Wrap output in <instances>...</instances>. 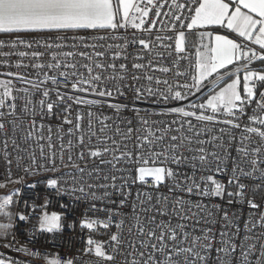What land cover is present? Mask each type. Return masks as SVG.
<instances>
[{
    "label": "snow or ice",
    "instance_id": "obj_1",
    "mask_svg": "<svg viewBox=\"0 0 264 264\" xmlns=\"http://www.w3.org/2000/svg\"><path fill=\"white\" fill-rule=\"evenodd\" d=\"M0 65V264H264V0H0Z\"/></svg>",
    "mask_w": 264,
    "mask_h": 264
},
{
    "label": "built area",
    "instance_id": "obj_2",
    "mask_svg": "<svg viewBox=\"0 0 264 264\" xmlns=\"http://www.w3.org/2000/svg\"><path fill=\"white\" fill-rule=\"evenodd\" d=\"M157 27L159 28L160 26L158 25ZM132 31L133 30L131 28H129L128 34L131 35ZM157 34L165 35V33H163V32H154L152 34L153 35V39H154L155 35H157ZM136 35L138 37H141V36L147 37V33L137 32ZM136 51H137V49L134 48V47L129 49V52H133L134 53ZM11 62H12L13 65H15L16 58H13ZM24 63H29V61L25 60ZM162 63L165 66H171L170 65V58L167 57V54H165V58L162 61ZM187 67H188L187 62H182L179 70H185ZM7 71H20V72L29 74L33 79H35V76H36L35 71L33 69H31V68H28V69H16L15 67L9 68V67H5V66L0 65V73H4V72H7ZM153 74L155 76L164 77V74H161L159 72H155ZM166 78L172 80L173 82H175V80L177 79L174 76L173 73L167 74ZM0 79H9V78L8 77H4V76H0ZM180 80L182 82L183 78H180ZM13 83L15 84L16 88L31 87L30 85H25V84L20 83L19 81L15 80L14 78H13ZM206 92H207V89L202 90V92L200 94H198V95L203 96L204 93H206ZM14 94H16L18 96H23L24 95L23 93H14ZM38 98L39 97H37V99ZM17 104H18V107L22 106L23 100L22 99L18 100ZM104 113L108 114V115H111V112L108 109H104ZM52 123H53V125H55L56 121L53 120ZM207 127L213 129V131L208 134L209 136H211V135L218 134V132H216L215 129H218L219 127H221V125L209 124V125H207ZM2 139H3V137H0V140H2ZM53 142L57 144V151H59V142L56 141V130H55V127L53 128ZM18 143L20 144L21 148H27L28 151H32L33 149H35L37 156H39V149H38V147L35 144L25 145L22 141H19V140H18ZM66 143H67V138H65V144ZM0 149H2V144H0ZM9 149L10 150L12 149L11 141H9ZM22 154L25 155V158L27 159V153H22ZM15 157H16V152L13 151L12 158H13L14 161H15ZM12 173H13V176H16V175L20 174L16 170L15 163L12 166ZM6 176H7L6 164L3 161V159H2V153H0V180H4L6 178ZM27 179L29 180V182H31L33 178L32 177H28ZM15 187H20L21 188V193H22L23 199L29 200L30 203L32 201H35L37 203L42 202L43 196L45 194L42 185L37 187L34 190H30L27 187V185L20 186V185L9 184L8 185V189H0V193H3L5 191H8V190H10L12 188H15ZM161 191L163 192V191H165V189L161 188ZM61 202H67V201L65 200V201H61ZM76 207L78 209L76 215H79V213L81 211H83V210L88 208V204L80 203V204H77ZM17 209L22 210L23 209V204L21 203L20 205H14L13 206V210L14 211L17 210ZM234 210H238V209H234ZM49 211H60V208L58 207V205H57L55 200H53L52 203L49 205ZM244 211L246 213L247 209H245ZM244 219H247L246 215L241 218L242 221ZM67 223H69V224L72 223V217L71 216L68 218ZM28 227L29 226H28V224L26 222H21V221H19L17 219L16 228H15L14 232H15L17 241H19L20 243H29L30 237H29V233L27 231ZM196 227L199 228L200 225H196ZM101 231H103V230H101ZM97 238H106V237H99L98 236ZM86 239H87V232L86 231L83 234H81L79 228H77L75 231H73L72 229H66L62 235H57L56 236L55 241H53V237H52L51 234H37L35 236V246H37V247L44 246L46 249L50 248L52 251L61 252L62 254L63 253L72 254L73 251H75L76 249H79V248L82 247L83 241H85ZM0 251H6V254H9V255L23 257V253L16 254L12 250H4L3 248H0Z\"/></svg>",
    "mask_w": 264,
    "mask_h": 264
},
{
    "label": "rangeland",
    "instance_id": "obj_3",
    "mask_svg": "<svg viewBox=\"0 0 264 264\" xmlns=\"http://www.w3.org/2000/svg\"><path fill=\"white\" fill-rule=\"evenodd\" d=\"M207 94H208V92L204 93V95H203V96H206Z\"/></svg>",
    "mask_w": 264,
    "mask_h": 264
},
{
    "label": "crops",
    "instance_id": "obj_4",
    "mask_svg": "<svg viewBox=\"0 0 264 264\" xmlns=\"http://www.w3.org/2000/svg\"><path fill=\"white\" fill-rule=\"evenodd\" d=\"M221 32H223L224 30L223 29H220Z\"/></svg>",
    "mask_w": 264,
    "mask_h": 264
}]
</instances>
